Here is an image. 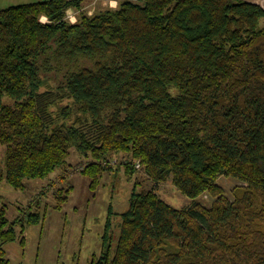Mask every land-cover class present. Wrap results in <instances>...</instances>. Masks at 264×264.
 <instances>
[{"label": "trees", "instance_id": "trees-1", "mask_svg": "<svg viewBox=\"0 0 264 264\" xmlns=\"http://www.w3.org/2000/svg\"><path fill=\"white\" fill-rule=\"evenodd\" d=\"M0 143V177L16 190L66 170L75 151L92 191L125 155L129 178L142 169L191 200L176 209L136 183L115 246L109 221L88 264H264V6L126 0L89 15L84 0H48L0 10ZM222 177L243 183L234 201ZM55 197L60 209L64 191ZM8 220L2 210L1 244L17 238ZM0 264H10L2 248Z\"/></svg>", "mask_w": 264, "mask_h": 264}, {"label": "rangeland", "instance_id": "rangeland-1", "mask_svg": "<svg viewBox=\"0 0 264 264\" xmlns=\"http://www.w3.org/2000/svg\"><path fill=\"white\" fill-rule=\"evenodd\" d=\"M45 1L48 0H0V10ZM84 1L89 2L85 11L93 15L101 9L117 8L126 0ZM126 158L125 155L114 158L112 166L116 170L106 175L96 191L90 189V180L80 173L85 163L75 151L68 160L70 165L66 170H57L45 179L26 180L25 190L12 188L0 177V214L4 210L9 223L16 222V240L4 244L0 240V249L6 252L10 264H88L92 257L103 252L109 221L112 226L109 242L115 246L120 215L129 208L136 183L138 192L154 191L173 208L189 206L191 200L181 194L171 180L157 183L142 169H137L136 174L129 178L122 168L124 166L119 167ZM4 159L5 147L0 143V174L4 172ZM219 185L224 194L234 201L233 190L243 183L234 178L222 177ZM60 189L66 198L61 208L57 209L55 193ZM39 199L40 207L37 204ZM214 201L211 196L197 200L208 208ZM37 210L41 216L45 215L44 219L34 225L24 222L28 214ZM23 225L24 235L21 234ZM23 237L26 239L24 245L21 243Z\"/></svg>", "mask_w": 264, "mask_h": 264}, {"label": "built area", "instance_id": "built-area-1", "mask_svg": "<svg viewBox=\"0 0 264 264\" xmlns=\"http://www.w3.org/2000/svg\"><path fill=\"white\" fill-rule=\"evenodd\" d=\"M78 14L79 12L75 9H69L66 13V20L70 21L71 23H75L78 20ZM41 21L43 23H50V21L46 17H42ZM139 168V165H137Z\"/></svg>", "mask_w": 264, "mask_h": 264}, {"label": "crops", "instance_id": "crops-1", "mask_svg": "<svg viewBox=\"0 0 264 264\" xmlns=\"http://www.w3.org/2000/svg\"><path fill=\"white\" fill-rule=\"evenodd\" d=\"M240 1L256 3V4H260V5L264 6V0H240ZM87 5H89V2L85 1V9L89 7ZM89 15H92L91 12L89 13Z\"/></svg>", "mask_w": 264, "mask_h": 264}]
</instances>
